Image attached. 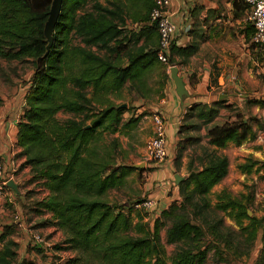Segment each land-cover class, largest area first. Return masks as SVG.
<instances>
[{
    "label": "trees",
    "instance_id": "16d2710c",
    "mask_svg": "<svg viewBox=\"0 0 264 264\" xmlns=\"http://www.w3.org/2000/svg\"><path fill=\"white\" fill-rule=\"evenodd\" d=\"M154 2L63 0L46 53L43 28L51 0H0V58H27L33 65L17 122V145L25 156L24 164L30 167L26 183L48 190L38 211L49 212L44 224L64 234L53 246L76 251L77 256L68 262L206 264L211 249L220 261L226 260L225 251L234 257L248 254L261 229L262 247L255 263L264 264V215L259 219L248 216L250 196L233 197L223 190L214 205L208 198L228 173V157L218 150L229 141L240 145L253 138L249 120L207 128V146L202 148L197 167L189 160L188 172L177 185L180 199L161 209L151 227L143 223L141 212H146L134 207L142 199L129 204L107 199L110 190H117L131 171L137 170L124 162L118 139L107 143L105 135L127 132L140 118L124 120L125 108L112 102V94L119 96L126 84L129 92L142 97L152 92L146 79L161 63L157 58L158 30L149 16ZM233 5L249 11L242 0H233ZM126 21L135 26L128 28ZM247 24L253 35V25ZM197 50L196 40L186 46L173 43L168 62L184 64ZM162 87L160 83L159 89ZM223 102L184 106L182 120L196 119L206 126L217 117ZM59 112L71 115L60 120ZM183 127L180 124L178 135ZM248 161L239 165L242 172L250 173L255 165L264 170L259 160L249 157ZM174 164L180 167L181 154H175ZM219 210L226 212L237 228L226 224L217 214ZM163 227L165 243L174 246L170 255L160 238ZM14 232V225L7 224L0 232V264H34L18 256V243L11 237ZM242 243L248 247L246 252L240 248Z\"/></svg>",
    "mask_w": 264,
    "mask_h": 264
},
{
    "label": "crops",
    "instance_id": "0c3cea01",
    "mask_svg": "<svg viewBox=\"0 0 264 264\" xmlns=\"http://www.w3.org/2000/svg\"><path fill=\"white\" fill-rule=\"evenodd\" d=\"M97 1L105 4L107 0ZM236 7L233 0H170V19L176 25L173 43L186 46L192 40L198 42V50L186 63L177 66L191 96L184 100L181 107L167 71L168 77L165 78L163 74L161 76L163 87L158 92L143 97L130 92L137 98L138 113L148 109L164 118L167 158L163 162L146 163L145 167L138 169L148 175L147 182L143 184V191H146L143 194L147 193L148 197L156 200V215L172 201L180 199L177 185L173 182L176 171L174 150L184 106L188 107L191 103L209 105L224 99L217 117L206 125V129L226 121L249 120L255 136L247 138L240 145L229 141L226 147L235 145L238 147L235 150L245 158L251 157L264 164V160L257 158L258 154H264L261 151L264 149V104L258 102L264 101V46H257L251 41L252 33L245 19L248 10L241 11ZM126 26L131 28L135 25L126 21ZM154 41L157 43V37ZM146 80L151 86L149 76ZM6 84L14 86L11 89L8 86L0 89V162L6 174L17 184L18 193L7 186L0 197V205L3 197H8L6 203H12L14 198L23 200L22 184L30 177V167L24 164L25 156L21 154L22 148L17 145V122L25 106L24 95L29 87V78L24 84ZM240 102L244 108L251 107V111L237 110L236 104L240 105ZM142 118L150 137L153 133L152 117ZM244 162L238 164L242 174L246 173L241 171L239 165ZM21 218L15 214L13 222L21 227V231H25V223ZM54 230L61 231L55 227ZM24 241L21 257L28 256L30 249L41 248L31 234Z\"/></svg>",
    "mask_w": 264,
    "mask_h": 264
},
{
    "label": "rangeland",
    "instance_id": "374dc122",
    "mask_svg": "<svg viewBox=\"0 0 264 264\" xmlns=\"http://www.w3.org/2000/svg\"><path fill=\"white\" fill-rule=\"evenodd\" d=\"M90 4H88L89 6ZM164 66L156 67L149 73V81L151 83L152 92L156 93L160 89L161 76L166 73ZM33 65L30 59L23 60H5L0 58V89L8 86L11 89L14 85L9 86V84H24L26 79L32 76ZM169 73V71H168ZM125 86L120 95H111L112 102L114 104L125 103V111H123V119L127 120L130 117H137L140 115L138 124L136 123L131 129H128L127 132H115L111 135H105V140L107 143L112 138H117L119 142L118 150H121L124 155V162L127 164H136L139 165L143 163V152L146 141L148 139L147 128L145 127L143 116H151L153 112L148 109L138 113V107L136 106V97L134 94H131ZM150 93V94H151ZM149 94V95H150ZM236 104L237 110H243L245 112H250V108H244L243 103ZM135 114H138L135 116ZM71 114L59 112L57 117L62 120L69 117ZM223 116V115H222ZM143 119V120H142ZM219 120H217L218 122ZM146 123V122H145ZM181 124L185 126L183 131L179 133L177 142L175 144V154H181V165L179 168H176L175 173L180 174L181 176L186 175L188 172L187 163L189 160L194 161L195 167H197L198 158L202 152V148L207 146L206 138V126L199 125L200 121H181ZM235 145H228L227 147L218 150L220 153L225 154L228 157L229 166L228 173L226 177L217 185H215L210 193L208 198L212 205L216 202V195L225 190L229 192L233 197H239L241 194L249 195L250 202L247 207L248 216L259 219L264 215V170L259 169L261 165H255L252 168L250 173L242 174L238 169V164L245 161L244 163L249 162L248 158L242 156L238 151ZM264 153V149L261 150ZM262 156V157H261ZM257 158L264 160V154L257 156ZM120 161V157H118ZM264 162V161H263ZM148 164V163H147ZM145 167V166H143ZM137 170H132L127 180L124 184L119 187L117 190H110L107 194V199L114 203L129 204L138 199L152 198L148 197L147 193L143 194L144 186L143 184L147 182L148 175L142 174L139 168ZM151 171V169H147ZM261 171V172H260ZM174 182V181H173ZM175 184V183H174ZM176 185V184H175ZM22 197L23 200L14 198L12 203L6 200L8 197H3L2 204L0 205V232L3 229L4 225H15V232L12 236L19 240L18 242V251L19 257L23 255L22 246L24 245V240L27 239L28 235L39 234L45 240H48L51 245L49 247L33 248L29 250L27 257L29 260H32L34 264H76L68 262V260L76 257V251L71 249L58 250L54 246L59 244L63 235L61 231L54 230L52 225L44 224L47 219L51 216L49 212L40 213L38 210H41L39 202L42 201L44 197L47 196V189H44L42 186H37L34 183L28 184L25 181V184H22ZM6 199V200H5ZM9 202V203H8ZM15 203V204H14ZM141 212L143 215V223L147 227L152 226V221L158 216L154 213V210H145ZM219 216H221L226 224L232 225L234 228L237 226L232 222L228 217L226 212L216 211ZM135 215V212H132ZM19 214L23 223H25V231H21V227H18L14 222V215ZM134 216V222L136 221ZM16 220V219H15ZM244 224H248V220H244ZM25 232V233H24ZM22 233V234H21ZM132 233H135L132 232ZM62 235V236H61ZM160 238L164 249L167 255H170L174 249V246L171 244L165 243V228L160 229ZM206 239L210 240V237L207 236ZM54 245V246H53ZM20 246V247H19ZM28 246V245H27ZM27 246H24L26 248ZM53 246V247H52ZM262 247L261 240V229L257 230L256 237L253 241V244L249 248L248 254H243L240 257L232 256L228 251L224 252L226 260L220 261L214 256V249L208 254L206 264H256V260L260 254V249ZM241 249L244 252L248 250L246 244L242 243L240 245ZM22 252V253H21ZM94 264L99 262L93 261ZM85 264V263H83Z\"/></svg>",
    "mask_w": 264,
    "mask_h": 264
},
{
    "label": "built area",
    "instance_id": "2783aa9c",
    "mask_svg": "<svg viewBox=\"0 0 264 264\" xmlns=\"http://www.w3.org/2000/svg\"><path fill=\"white\" fill-rule=\"evenodd\" d=\"M249 5V11L245 17L251 23L254 33L251 41L257 46H264V0H242ZM170 0H155L150 11V23H154L158 30L157 58L165 66L167 72L173 64L168 62V53L173 44L176 25L171 21ZM187 28V27H186ZM153 122V133L146 141L143 152V163L163 162L167 158L166 133L164 118L159 113L151 115ZM12 179L6 174L0 162V197L4 194L8 180ZM135 208L145 210H156V200L145 198L134 204ZM159 215V214H158ZM157 215V216H158ZM34 241L43 247H49L51 243L39 234H33ZM53 247V246H52Z\"/></svg>",
    "mask_w": 264,
    "mask_h": 264
},
{
    "label": "water",
    "instance_id": "95a60500",
    "mask_svg": "<svg viewBox=\"0 0 264 264\" xmlns=\"http://www.w3.org/2000/svg\"><path fill=\"white\" fill-rule=\"evenodd\" d=\"M62 2L63 0H51V5L48 11V18L45 21L43 28L44 37L47 42L46 53L48 52L53 42L54 28L59 18ZM169 76L173 82L175 93L178 96L180 100V105L182 107L184 100L187 97H190L191 94L189 93L188 89L185 87L184 80L180 76L179 68L176 65L170 67ZM120 107H125V103L120 104ZM133 166L136 168H142L144 166V163H141L139 165L133 164ZM184 178L185 176H181L180 174L175 173L174 183L178 185L179 182ZM6 184L8 187H10L11 189H13L15 192L18 193V186L12 179L8 180Z\"/></svg>",
    "mask_w": 264,
    "mask_h": 264
}]
</instances>
